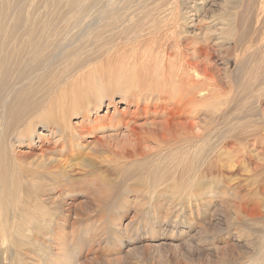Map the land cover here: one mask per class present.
I'll return each instance as SVG.
<instances>
[{"label": "bare ground", "instance_id": "obj_1", "mask_svg": "<svg viewBox=\"0 0 264 264\" xmlns=\"http://www.w3.org/2000/svg\"><path fill=\"white\" fill-rule=\"evenodd\" d=\"M34 1L0 0V264H81L79 231L92 225L66 226L79 217L78 195L92 202L87 212L104 209L108 184H96L98 168L118 176L122 194L164 198L165 212L176 200L189 212L202 183L231 181L224 172L257 175L249 165L264 161V44L255 51L253 40L259 28L264 35V0H224L190 39L177 0H43L50 9L42 31L17 34L38 20ZM52 18L80 26L74 40L61 42ZM30 45L37 57L22 58ZM50 60L64 64L55 75ZM104 100L107 110L96 114ZM228 118L244 130L237 148ZM38 126L48 139L40 132L34 143ZM15 142L26 149L18 153ZM131 180L153 185L129 189ZM258 255L264 259V245L251 263Z\"/></svg>", "mask_w": 264, "mask_h": 264}, {"label": "rangeland", "instance_id": "obj_2", "mask_svg": "<svg viewBox=\"0 0 264 264\" xmlns=\"http://www.w3.org/2000/svg\"><path fill=\"white\" fill-rule=\"evenodd\" d=\"M177 1L180 3L179 8L182 14L189 17L185 26V33L189 39L198 33L197 27L200 24L198 21L212 16V13H217L224 2V0ZM33 4L37 7L35 14L38 20L29 27L23 25L18 28L17 34L26 30L31 35L42 31L40 20L45 19L42 16H45L50 8L45 9L43 0H35ZM10 11L12 16L10 15L9 19L11 22H15L18 13L14 12L13 6L10 7ZM19 13L21 16V11ZM90 14V11L86 13V18L84 17L80 26L85 25L91 19ZM22 16H26V14ZM52 19L60 27L59 39L61 42L66 44L64 39L68 40V43L71 39L74 40L75 33L80 29V26L77 28L71 24H63L54 18ZM11 22L6 23L5 26L11 27ZM261 30L258 29L259 32ZM259 32L256 39L253 40L255 51H259V48L264 44V35ZM74 45V43L70 44L71 47ZM17 52L19 51H14V54ZM81 52H85L84 49H81ZM36 54V50L30 45L22 58L26 56L28 59L36 58ZM57 64L50 60L45 66L57 69L52 73L55 75L64 66V64ZM17 66L18 69L22 68V65ZM230 68L233 70L234 65ZM238 90L243 92L241 87L237 88L236 91ZM120 99V96H114L117 107L121 109L124 104ZM106 103L107 101L104 100L101 109L96 114L105 113L107 110ZM262 104L264 105V98L260 102L261 107ZM112 109L113 106L108 108L109 114L113 111ZM231 118L226 119L227 123L224 124V128L229 135L230 145L237 148L243 138L239 132L244 130L231 127V121L235 126L242 127ZM80 120L79 116H72L71 118L73 125H77ZM251 124H256V122ZM40 132L48 139V131L38 126L33 135L34 143L39 142L37 135ZM104 135L105 137H113L114 135L121 137L122 133L118 135L114 132H105ZM14 145L17 147L18 153L26 149V147H18L17 142ZM255 165L257 166L255 168L257 175L251 176V171L243 168L238 174L222 173L231 181L225 177H214L202 183L200 195L191 197L187 202L190 205L189 212H185L187 209L181 211V204L184 200H176V205L171 209L172 212H165L167 201L164 198L154 199V197L146 198L143 196L142 200H140L141 197L135 198L134 196L140 194L142 190H129L122 194L125 184L117 179L118 176L111 173L112 171L103 173L101 170L104 169L98 168L97 174L100 182H96V184H108V186L104 185L106 194L101 196L105 202L102 204L104 209L101 208L102 212H87L86 210L92 205V202L87 196L78 195L76 198L80 204V212H77L79 217H75L77 219L74 225L68 224L66 226L67 228L75 226L79 229L84 227L89 229L92 225L89 230L83 233L82 230L79 231L81 233L79 237L83 241L80 242L82 244L81 255H79L78 261L81 264H264L261 262L264 259L262 260L259 255L258 262L251 263V258L255 259L256 254L261 251L264 245V161L263 163L254 161L249 166L254 167ZM77 182V187L84 184L83 181ZM133 183L136 182L131 180L126 186L129 189L132 187L147 191V188L153 185L142 184L143 186H139ZM166 183L164 182L163 185ZM127 198H131V200L127 201ZM108 205H111L112 210L109 207V210L108 208L105 209ZM165 217L170 221L165 222L163 220ZM172 219L176 221L175 226H172ZM70 220L72 219L70 218ZM258 238L257 242L256 239ZM88 239L91 241L86 242ZM259 241L262 242H260L261 246ZM87 250L91 251L88 252ZM28 258V256L25 257V261L28 262Z\"/></svg>", "mask_w": 264, "mask_h": 264}]
</instances>
